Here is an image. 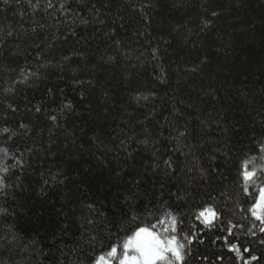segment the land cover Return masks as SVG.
Returning a JSON list of instances; mask_svg holds the SVG:
<instances>
[{
  "label": "trees",
  "instance_id": "trees-1",
  "mask_svg": "<svg viewBox=\"0 0 264 264\" xmlns=\"http://www.w3.org/2000/svg\"><path fill=\"white\" fill-rule=\"evenodd\" d=\"M262 188L264 0H0V264H264Z\"/></svg>",
  "mask_w": 264,
  "mask_h": 264
},
{
  "label": "snow or ice",
  "instance_id": "snow-or-ice-1",
  "mask_svg": "<svg viewBox=\"0 0 264 264\" xmlns=\"http://www.w3.org/2000/svg\"><path fill=\"white\" fill-rule=\"evenodd\" d=\"M243 178L245 181V192L248 191L247 184L250 181H253L256 176L255 170L249 171L248 165L245 163ZM261 210L260 214H258L257 210ZM252 215L260 220L261 223H264V188L260 190V195L258 198V202L255 203L250 209ZM171 222V232L175 233L178 230V220L177 217L172 215V213H166ZM205 213L203 211L197 214V219L201 216H204ZM217 215L215 211L212 212V217L214 218ZM160 224H163L164 221H159ZM180 224L183 221L179 222ZM204 223L206 226H210L213 224L212 219H205ZM157 225H153V228H156ZM164 231L167 232L168 229L164 228ZM182 231V228L180 229ZM264 231V228L261 229ZM183 248V244H179L175 235L172 236H164L162 237L157 232L150 231L146 228H140L136 231L135 236L129 239L123 248V259L120 264H158V262H165V264H171L169 260V254L175 257L177 260L182 261L181 249ZM131 253V255H130ZM112 255L117 254V249L113 248L111 250ZM103 257L101 258L100 264H103Z\"/></svg>",
  "mask_w": 264,
  "mask_h": 264
},
{
  "label": "rangeland",
  "instance_id": "rangeland-1",
  "mask_svg": "<svg viewBox=\"0 0 264 264\" xmlns=\"http://www.w3.org/2000/svg\"><path fill=\"white\" fill-rule=\"evenodd\" d=\"M261 210H257V212H260ZM146 229H148V230H150V231H153L152 229H149V228H146ZM155 232V231H154ZM135 236V235H134ZM130 255H131V253H130ZM122 259H123V257H122ZM121 259V260H122ZM100 262H101V259L98 261V263L97 264H100ZM103 264H113V262L111 261V260H109V259H103Z\"/></svg>",
  "mask_w": 264,
  "mask_h": 264
}]
</instances>
